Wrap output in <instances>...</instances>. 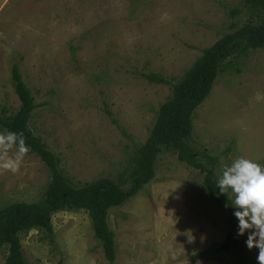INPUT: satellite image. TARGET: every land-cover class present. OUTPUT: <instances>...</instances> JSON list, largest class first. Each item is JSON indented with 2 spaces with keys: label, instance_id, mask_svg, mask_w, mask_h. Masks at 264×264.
<instances>
[{
  "label": "rangeland",
  "instance_id": "rangeland-1",
  "mask_svg": "<svg viewBox=\"0 0 264 264\" xmlns=\"http://www.w3.org/2000/svg\"><path fill=\"white\" fill-rule=\"evenodd\" d=\"M258 23L242 0H0V115L19 107L16 65L36 104L30 127L61 173L74 187L110 178L125 191L136 149L172 85L204 49ZM192 116L186 144L207 168L205 156L216 158V181L239 156L264 165V49L224 59ZM154 170L135 197L109 211L115 264H238L231 251L213 253L231 229L238 232L231 190L229 201L211 198L205 173L173 150L158 154ZM49 177L40 158L27 154L19 172L0 174V208L40 201ZM51 223L53 242L34 230L21 237L29 264H107L85 211L57 212ZM247 235L238 240L255 258ZM198 252L208 254L192 261ZM6 254L0 249V264Z\"/></svg>",
  "mask_w": 264,
  "mask_h": 264
},
{
  "label": "trees",
  "instance_id": "trees-1",
  "mask_svg": "<svg viewBox=\"0 0 264 264\" xmlns=\"http://www.w3.org/2000/svg\"><path fill=\"white\" fill-rule=\"evenodd\" d=\"M242 1L248 11L258 16L259 23L245 24L204 49L201 56L172 85V95L159 106L147 140L136 149L133 166L128 174L129 187L125 191L110 178H101L79 187H74L69 182L58 168L57 157L33 134L30 118L36 108L34 97L19 68L13 65L11 80L19 107L12 114L0 115V131H22L26 144L30 146L28 154L40 158L48 168L50 177L40 201L13 203L0 208V249L7 252L3 264H29L23 256L21 237L34 230L44 233L53 242L52 216L61 211L80 210L88 214L93 236L100 243L107 264H115L116 246L108 224L109 211L135 197L154 178V163L162 150L175 151L179 161L205 173L204 185L211 198L223 196L229 201L228 192L222 194L217 188L213 172L216 158L205 156L209 164L208 168L205 167L186 141L192 133V115L208 97L220 74L222 61L234 54L241 56L250 50L264 49V0ZM143 77L150 82L168 84L166 79L153 74H143ZM230 205L229 203L232 220ZM223 251H231L238 264H257L256 257H249L243 252L237 232L233 229L213 253ZM207 254L208 252H198L191 256V260L200 259Z\"/></svg>",
  "mask_w": 264,
  "mask_h": 264
},
{
  "label": "clouds",
  "instance_id": "clouds-1",
  "mask_svg": "<svg viewBox=\"0 0 264 264\" xmlns=\"http://www.w3.org/2000/svg\"><path fill=\"white\" fill-rule=\"evenodd\" d=\"M29 151L22 131H0V174L19 172ZM217 188L222 194L231 190L232 205L238 209L233 213L238 220L237 235L248 232L246 247L258 249L257 264H264V165L250 157L239 156L230 165L223 166Z\"/></svg>",
  "mask_w": 264,
  "mask_h": 264
}]
</instances>
